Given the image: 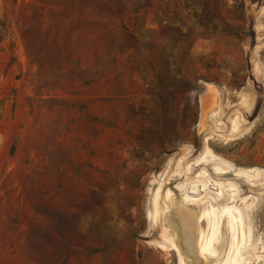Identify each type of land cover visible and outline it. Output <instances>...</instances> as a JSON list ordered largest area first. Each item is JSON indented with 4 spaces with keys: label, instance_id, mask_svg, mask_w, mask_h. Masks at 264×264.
Instances as JSON below:
<instances>
[{
    "label": "rangeland",
    "instance_id": "rangeland-1",
    "mask_svg": "<svg viewBox=\"0 0 264 264\" xmlns=\"http://www.w3.org/2000/svg\"><path fill=\"white\" fill-rule=\"evenodd\" d=\"M192 260L264 264V0H0V264Z\"/></svg>",
    "mask_w": 264,
    "mask_h": 264
},
{
    "label": "bare ground",
    "instance_id": "bare-ground-1",
    "mask_svg": "<svg viewBox=\"0 0 264 264\" xmlns=\"http://www.w3.org/2000/svg\"><path fill=\"white\" fill-rule=\"evenodd\" d=\"M196 218L197 214L193 208L185 206L182 202L172 203L168 218V226L174 233L176 243L181 248V251L186 255H190L191 253L193 254L194 252L197 254L198 252L197 243L199 240L200 230ZM208 240L209 234L206 236L205 242L201 246L200 251L204 249ZM189 262L187 263L198 264L197 260H192V263Z\"/></svg>",
    "mask_w": 264,
    "mask_h": 264
}]
</instances>
